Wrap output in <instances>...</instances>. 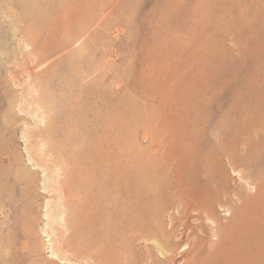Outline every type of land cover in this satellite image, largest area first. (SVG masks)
<instances>
[{
	"label": "rangeland",
	"instance_id": "rangeland-1",
	"mask_svg": "<svg viewBox=\"0 0 264 264\" xmlns=\"http://www.w3.org/2000/svg\"><path fill=\"white\" fill-rule=\"evenodd\" d=\"M64 171L67 220L90 217L135 263L238 264L227 238L264 198V0H0V264L62 263ZM185 193L205 208L183 240L169 215ZM155 202L165 255L127 233Z\"/></svg>",
	"mask_w": 264,
	"mask_h": 264
},
{
	"label": "bare ground",
	"instance_id": "bare-ground-1",
	"mask_svg": "<svg viewBox=\"0 0 264 264\" xmlns=\"http://www.w3.org/2000/svg\"><path fill=\"white\" fill-rule=\"evenodd\" d=\"M242 144L244 145L245 148H248L247 146H249L246 142H243ZM221 145L223 149L222 152L224 151L223 154L225 156L227 155L229 159L235 161L234 158L235 154L231 152L230 149L232 147H230L227 144H221ZM163 153L164 151L162 152V154ZM56 155L59 154H57L56 152ZM167 160L170 161L171 163H174L173 165L177 167L174 169L175 170L174 172H177V174H179L181 169L180 167L182 166L184 161H180L181 159H177V158L173 159V157H169ZM68 174L72 176V174L70 173ZM68 174L67 171L66 172L64 171L63 178L59 176L60 179L57 181L56 184L57 185L56 191L60 193L59 194L60 202L58 203L60 211L59 208L57 209L60 212V214L57 217L61 221H59L58 219L56 220L57 223L59 221L62 224H59L61 225L60 229L59 227L58 228L53 227L54 236L52 235L51 236L52 238H50L52 242L50 258L60 259V261L62 262L61 264H83V262H86V264L87 263L88 264H134L138 260L139 263H141L142 261L141 258L138 259L135 257L133 253V249L132 252L130 248H123V250L121 248L118 249L114 247L109 237L106 239H104L103 236L100 237L98 233L99 231L95 226L96 224L93 225L91 223L90 217H83L85 216V214L78 216V219H73L72 217V219L68 218L67 220L66 218L67 216H65V214H67V210H68L67 208L69 203V197L71 194L72 195L75 194L73 192V185L75 182L74 183L72 182ZM69 179L71 180V182ZM175 180L176 182L174 186L177 188L179 187V184L182 181L177 176H175ZM163 187H164V183L160 182L157 185H150V186L145 185L141 187L138 186L136 188L140 190V192L148 196L152 195V193L154 192V196H155V194L156 195L159 194V189H162ZM262 190L264 191V186L262 187ZM252 203L253 202L245 203V205L242 208H245L246 210L248 206ZM158 204L160 203L159 202L154 203L155 206L154 207L155 211L153 212L154 222L152 224L150 225L146 224L144 225L143 228H136L128 225L130 232L128 231L127 233L133 234L132 241L134 242H142V241L149 242L152 241L153 239L160 241L156 245L155 250L158 253L165 255L166 253L164 252V250L166 245H165L164 237H165V233L168 234V231L165 230L163 223L164 210L162 209V207H158L159 206ZM177 205L181 210L178 212V215L176 216L169 215L170 216L169 230L174 231L175 233L179 231L180 234L179 233L178 234L180 238H182L183 240L186 239L189 232H191L193 236H197L196 231L194 229V223L200 219V214L203 212L205 208V202L197 195L191 193H185L184 195L179 197ZM54 223H56V221ZM48 225H52V224L50 223ZM49 228L51 227L49 226ZM240 229H239L240 231H238L237 234L233 232L231 236L227 238V240L229 241L228 242L226 241L227 244L225 246L223 245L224 249L222 253L224 254L227 253V255L234 254V257L237 258L238 264L239 263L264 264V198L255 207V212L253 213V215L246 217L243 220V224L240 227ZM91 231L97 232V235H92ZM178 234H176V236H178ZM154 260L156 261L154 264H163V261L160 260V258H154ZM211 264H213V262Z\"/></svg>",
	"mask_w": 264,
	"mask_h": 264
}]
</instances>
